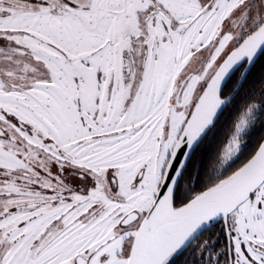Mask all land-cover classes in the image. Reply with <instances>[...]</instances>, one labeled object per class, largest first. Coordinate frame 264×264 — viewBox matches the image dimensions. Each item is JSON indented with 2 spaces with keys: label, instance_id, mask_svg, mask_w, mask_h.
Segmentation results:
<instances>
[{
  "label": "snow or ice",
  "instance_id": "1",
  "mask_svg": "<svg viewBox=\"0 0 264 264\" xmlns=\"http://www.w3.org/2000/svg\"><path fill=\"white\" fill-rule=\"evenodd\" d=\"M262 45L264 0H0V264H168L218 214L214 264H264V142L182 204L166 179ZM51 160L90 190L41 181Z\"/></svg>",
  "mask_w": 264,
  "mask_h": 264
},
{
  "label": "trees",
  "instance_id": "2",
  "mask_svg": "<svg viewBox=\"0 0 264 264\" xmlns=\"http://www.w3.org/2000/svg\"><path fill=\"white\" fill-rule=\"evenodd\" d=\"M243 65L231 76L225 85L222 96L227 95L238 80ZM256 99L260 103L257 118L244 135V142L239 154L223 167L218 168V152L224 141L230 125L234 122L241 109L251 100ZM264 135V53L249 71L240 90L225 107L216 123L206 134L200 144L192 153L187 166L179 180L174 195V203L182 204L190 200L196 193L203 191L209 183L218 182V179L226 178L237 170L255 151ZM216 169V170H215ZM197 171L196 179L192 185V179ZM221 239L220 241H218ZM215 242L216 247L227 251L223 225L216 223L197 237L190 245L173 254L168 264H214L213 251L206 248L200 251L203 241ZM224 254H218L217 260Z\"/></svg>",
  "mask_w": 264,
  "mask_h": 264
},
{
  "label": "water",
  "instance_id": "3",
  "mask_svg": "<svg viewBox=\"0 0 264 264\" xmlns=\"http://www.w3.org/2000/svg\"><path fill=\"white\" fill-rule=\"evenodd\" d=\"M264 52V45L260 46L257 52L252 56L251 58L249 57H244L237 63H235L229 71L225 74V76L222 78L219 87H218V95L221 99V104L218 106V108L215 111V114L212 118V121L209 125H207L201 134L196 138L195 141H193L191 144H188L185 142L181 148L177 151L176 157L179 158V163H176V160L173 159L171 162L172 165L175 166V171L173 172L171 170V167L168 169L166 173V179L167 176L170 175L172 177L171 181L168 183V191L173 193V202H174V195L177 189V185L179 183V180L187 166V163L196 149V147L200 144V142L203 140V138L206 136V134L210 131V129L213 127V125L216 123L218 117L222 113V111L225 109V107L231 102V100L235 97V95L238 93L240 90L243 82L245 81V78L247 77L249 71L253 68L259 57L263 54ZM243 65V68L239 74L238 80L235 83L233 89L225 96H222V91L231 78V76L239 69V67ZM264 142V135L259 143V145ZM258 145V146H259ZM255 149L253 154L240 166L242 167L245 163L248 162V160L255 154V152L258 149ZM197 175V171H195L193 179H192V185L195 182ZM167 194V193H166ZM221 222L223 225L224 229V234H225V239H226V248L227 251L230 249V236L228 234V217L223 215V214H218L216 217L209 218L207 221L202 222L199 226H197L196 229L193 230V232L182 242V244L174 251L173 254L179 253L181 250L186 248L190 243H192L197 237H199L201 234H203L208 228L212 227L216 223ZM172 254V255H173ZM171 255V256H172ZM170 256V257H171Z\"/></svg>",
  "mask_w": 264,
  "mask_h": 264
},
{
  "label": "rangeland",
  "instance_id": "4",
  "mask_svg": "<svg viewBox=\"0 0 264 264\" xmlns=\"http://www.w3.org/2000/svg\"><path fill=\"white\" fill-rule=\"evenodd\" d=\"M252 3H256L257 0H251ZM251 15V13H250ZM6 50V49H5ZM193 68L197 67V65H193ZM183 70V69H181ZM191 72V70H190ZM139 75V73H138ZM183 83V81H181ZM127 93H125L126 95ZM255 104V108L252 109L251 112L248 111L249 107L251 105ZM260 110V103L257 102L256 99L251 100V102L247 103L240 111L234 122L230 125V128L224 136V141L222 143V146L218 152V169L223 167L228 162L232 161L240 152L243 142H244V135L248 131V128L252 126V123L257 118L258 113ZM241 116H245L246 118V124L243 127V129L238 134V143H239V149L236 152V154L229 160L226 161L224 159V151L223 148L225 147L226 143L230 140V138L234 135H237L236 133V125L239 122V119ZM216 170V169H215ZM46 175L41 176L40 180L43 181L46 177L51 176L54 177L60 184H63L72 194H86L90 190V185H88L87 180L83 179L79 172L72 167H67L66 165H58L55 160H51L47 163V169L45 170ZM39 175V173H38ZM224 179V178H222ZM222 179H218V182ZM44 189L41 188L40 192L43 194ZM219 239L218 241H220ZM200 251L208 248L213 251V258H218V254H224V248L222 247H216L215 242H208V240H205L200 245Z\"/></svg>",
  "mask_w": 264,
  "mask_h": 264
},
{
  "label": "flooded vegetation",
  "instance_id": "5",
  "mask_svg": "<svg viewBox=\"0 0 264 264\" xmlns=\"http://www.w3.org/2000/svg\"><path fill=\"white\" fill-rule=\"evenodd\" d=\"M264 53V52H263ZM262 56V55H261ZM260 58V57H259Z\"/></svg>",
  "mask_w": 264,
  "mask_h": 264
}]
</instances>
